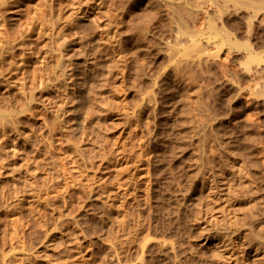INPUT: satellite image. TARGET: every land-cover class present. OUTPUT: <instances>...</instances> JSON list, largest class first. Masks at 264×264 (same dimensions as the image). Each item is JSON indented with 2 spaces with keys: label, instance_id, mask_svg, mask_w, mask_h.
Masks as SVG:
<instances>
[{
  "label": "rangeland",
  "instance_id": "1",
  "mask_svg": "<svg viewBox=\"0 0 264 264\" xmlns=\"http://www.w3.org/2000/svg\"><path fill=\"white\" fill-rule=\"evenodd\" d=\"M174 1L0 0V264H264V13Z\"/></svg>",
  "mask_w": 264,
  "mask_h": 264
},
{
  "label": "bare ground",
  "instance_id": "2",
  "mask_svg": "<svg viewBox=\"0 0 264 264\" xmlns=\"http://www.w3.org/2000/svg\"><path fill=\"white\" fill-rule=\"evenodd\" d=\"M193 1L194 0H185V3H186V5L187 6H189V8L191 9V5L193 4ZM176 1H174L173 0V2H172V4H175V7L177 6V7H180L179 6V2H176ZM226 7V10H230V9H239V8H241V9H244V10H246V11H249V12H251L254 16H257L260 12H263L264 13V0H225V2H224V4L222 5V8H225ZM1 16V15H0ZM180 16V18H181V20H183V17H182V15H179ZM2 17V16H1ZM0 17V19L1 20H3L2 18ZM253 58H255V57H253ZM22 83V82H21ZM21 83H18V84H20V85H24V83L23 84H21ZM21 87V86H20ZM22 89V88H21ZM66 95V94H65ZM64 95V98L66 97V99H62L63 101H62V105H63V107L65 106V104H66V101H67V95L65 96ZM258 95L259 96H262V97H264V86L258 91ZM30 96V95H29ZM31 97H33L32 95H31ZM31 97H29V99L31 98ZM31 100H33V98L31 99ZM31 103V102H30ZM67 105V104H66ZM61 106V105H60ZM62 107V106H61ZM27 109H30V108H27ZM61 109V108H60ZM2 111V110H1ZM28 111V110H27ZM30 111H32V109L30 110ZM23 112H24V110H23ZM5 113V112H4ZM8 113V112H7ZM61 114H60V117H61V119L62 120H64L63 119V117H64V109L62 108V111L60 112ZM1 114H3V113H1ZM3 119H1V121H2ZM8 120V119H7ZM6 122L7 121H5L4 123L6 124ZM3 123V122H2ZM3 123V124H4ZM11 123V122H10ZM1 126H3V125H1ZM5 127H6V125H4ZM4 127V128H5ZM2 128V127H1ZM3 130H5V129H3ZM14 146V145H13ZM16 147L17 146H14V147H11L10 149H12L13 148V150H12V152L14 153V151L16 152L17 150H16ZM8 164L10 165V164H12V163H9L8 162ZM8 165V166H9ZM7 166V165H6ZM10 167H12L11 165H10ZM8 168V169H11V168ZM211 190H212V188H211ZM241 232V231H240ZM239 232V233H240ZM238 233V232H237ZM241 234V233H240ZM253 235H254V233H252ZM246 234L244 233V236H245ZM258 236H260L259 234H258ZM256 237V236H255ZM206 238H208V243H205L204 245H206L207 247L208 246H211L212 244L213 245H217V244H220V243H216V244H214L215 243V241H210V239H209V237H206ZM232 238V237H231ZM263 238H264V236H263ZM231 240V239H230ZM245 240H247V239H245ZM217 242V241H216ZM230 242V241H229ZM231 243V242H230ZM250 245H252V243H249ZM254 244V243H253ZM250 245H247V248L250 246ZM222 249V251L223 252H225L223 255H226V261H230V259L233 257V254H232V252H231V250H230V245H229V243H225V242H221V246H220ZM254 247V246H253ZM250 248V247H249ZM248 248V249H249ZM246 249V248H245ZM251 249V248H250ZM258 258V257H257Z\"/></svg>",
  "mask_w": 264,
  "mask_h": 264
}]
</instances>
